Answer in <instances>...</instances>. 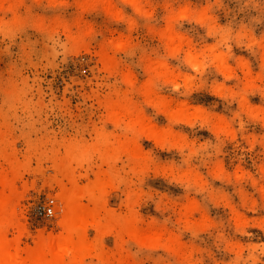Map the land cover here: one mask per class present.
Returning <instances> with one entry per match:
<instances>
[{
	"label": "rangeland",
	"instance_id": "obj_1",
	"mask_svg": "<svg viewBox=\"0 0 264 264\" xmlns=\"http://www.w3.org/2000/svg\"><path fill=\"white\" fill-rule=\"evenodd\" d=\"M70 152L80 187L110 180L117 226L163 238L90 229L85 264H264V0H0V192L20 197V249L60 232Z\"/></svg>",
	"mask_w": 264,
	"mask_h": 264
},
{
	"label": "bare ground",
	"instance_id": "obj_2",
	"mask_svg": "<svg viewBox=\"0 0 264 264\" xmlns=\"http://www.w3.org/2000/svg\"><path fill=\"white\" fill-rule=\"evenodd\" d=\"M168 37L169 40L176 38L171 33ZM108 109L110 120L114 124L131 117L126 104H108ZM134 122L131 121L132 124ZM135 123L140 124L139 121ZM127 148L132 152L133 157H137L135 146L128 145ZM103 149L100 158L104 162L109 161L112 156L106 148ZM74 154L70 152L65 157L67 164L63 176L68 181L69 188L62 181L58 182L62 190L60 195L62 213L58 224L60 232L47 238H38L35 247L25 250L19 248L24 233L23 223L21 224L16 213V204L20 197L17 194L6 196L4 192H0V264H85L86 258L97 250L96 243L88 237L90 229L98 234L106 230L115 232L121 240L124 235L150 242L159 243L163 240L161 235L147 236L131 222L124 227L117 226L103 207L104 194L110 186V180L101 172L96 174V179L88 186L80 187L74 179L72 169V164L78 162ZM17 177L16 171L10 178L11 182ZM7 178L8 176L0 170V182L4 183ZM4 186L6 187L7 184H2V187ZM84 200H87V203H84ZM10 229L17 231V236L13 239L7 236Z\"/></svg>",
	"mask_w": 264,
	"mask_h": 264
},
{
	"label": "built area",
	"instance_id": "obj_3",
	"mask_svg": "<svg viewBox=\"0 0 264 264\" xmlns=\"http://www.w3.org/2000/svg\"><path fill=\"white\" fill-rule=\"evenodd\" d=\"M43 214L46 216H51L53 214V208L52 207H44L43 208Z\"/></svg>",
	"mask_w": 264,
	"mask_h": 264
}]
</instances>
